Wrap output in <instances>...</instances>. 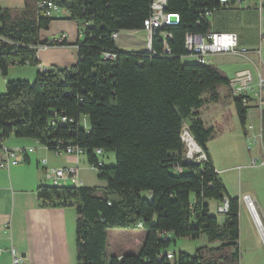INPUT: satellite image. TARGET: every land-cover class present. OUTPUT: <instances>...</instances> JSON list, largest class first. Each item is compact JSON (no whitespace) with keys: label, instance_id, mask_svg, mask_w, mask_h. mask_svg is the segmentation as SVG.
Segmentation results:
<instances>
[{"label":"trees","instance_id":"1","mask_svg":"<svg viewBox=\"0 0 264 264\" xmlns=\"http://www.w3.org/2000/svg\"><path fill=\"white\" fill-rule=\"evenodd\" d=\"M44 1L54 2L80 22L78 60L69 68L38 70L33 82L7 81L0 95V131L4 139L34 137L50 149L59 140L78 144L92 164L99 159L95 148L115 152L116 164L99 168L103 187L41 184L37 190L45 204L76 206L78 264H172L161 254L173 236L202 235L219 244L200 246L193 254L176 252L175 264H240V198L227 192L207 146L215 129L200 116L202 106L218 102V87L229 85L230 78L211 62L184 60L186 33L210 31L209 17L201 16L223 4L167 0L165 11L179 14V22L157 30L154 52L123 50L113 37L121 30H144L153 0H36L33 11L26 4L12 19L0 7L4 75L16 61L38 65V45L58 44L40 38L41 29L49 28L55 18L43 14L39 4ZM236 1L230 0L232 5ZM164 32L172 36L164 37ZM166 45L170 52L164 51ZM106 52L116 55L108 58ZM234 99L245 125L247 106L241 98ZM56 112L75 121L53 125ZM185 125L207 160L186 158ZM211 199H228L230 209L223 221L211 213ZM140 221L147 233L141 251L109 260L108 230L138 227Z\"/></svg>","mask_w":264,"mask_h":264},{"label":"crops","instance_id":"2","mask_svg":"<svg viewBox=\"0 0 264 264\" xmlns=\"http://www.w3.org/2000/svg\"><path fill=\"white\" fill-rule=\"evenodd\" d=\"M246 3L248 5L244 7H252L251 9H254L256 12L246 13L244 16L238 15L237 10L244 9L243 6L236 4L228 6L223 4V24L217 27H212L211 25L212 31L237 32L240 37V44L249 49L244 55L217 54L223 56L220 67L214 61V57L217 55L212 56L210 62L219 67L229 78L236 71L243 68H250L253 71L255 79L260 74L264 75V43L260 44V27L259 31L257 28L255 32L252 30L257 21V11L259 16L260 12L256 8V1L247 0ZM61 14L62 17H59L57 14L58 17L56 16L55 18L59 20L52 22L49 28L45 30L41 29L40 38L41 40H53L65 32L67 34V44L39 47L37 49L39 63L36 70L31 74L28 72L26 76L17 71L16 65L9 67L7 75H4L0 68V95L6 90L7 81L13 80V78H24L33 82L36 79L38 70L42 66L69 67L76 64L78 60L76 43L81 37L80 24L76 20L67 17V13L64 10ZM210 22L212 23L211 19ZM56 23L57 26L55 25ZM54 27L56 30L53 29ZM123 31L128 32L130 37L135 40V46L132 49H124L117 43L119 48L126 51L145 50V47H141L140 43H136V35L139 33L146 35L145 30H121L118 36ZM185 58L188 57L185 56L184 60ZM192 61L194 60L192 59ZM226 86L227 91L223 93V97L229 90V85ZM227 103V106L233 107L238 115L234 97L231 98V101L228 99ZM259 117L258 129L260 133L258 135L259 145H257V148H259L256 154L260 153L263 156L264 111H261L258 107L256 92L254 91L251 92L250 104L247 106L245 125H242L245 128L244 133L246 137H250V129H255L258 125ZM254 136L255 138L257 137V135ZM5 143L11 148L34 147V151L30 152L17 165L0 167V247L4 249L0 254V264H12V255L9 250L11 246L17 248L23 258L19 264H78L76 246V220L78 214L76 206L64 203L45 204L44 200L39 198L37 193L38 187L41 184H48L47 181H49L45 177L42 160L47 159L48 165L55 167L77 166L79 176L85 186L93 185L88 184V178L83 174V171L88 169L97 170L92 167L86 154L79 156L64 152L57 154L34 137H17L11 135L5 140ZM2 157L3 154L0 153V158ZM64 185H71V183L67 179L64 181ZM101 186H105V183ZM251 192L254 194V189H251ZM248 193L246 192L244 195ZM148 195L149 192H147ZM236 196L240 198V208L242 201L246 204L264 243V226L256 212V208L254 209V214L256 213V215H254L243 198L241 200V195ZM123 233L125 234L115 239L113 244H109L108 231L107 249L110 247L112 252L108 254L109 260L113 255L119 257L128 253H139L143 248L147 234L143 227H137L136 229L131 231L127 230ZM171 236L173 235L171 234ZM172 238L175 241L177 237L173 236ZM200 239H202V245L200 246H216L219 244L218 242H210L206 235H202ZM118 243L120 244L118 245Z\"/></svg>","mask_w":264,"mask_h":264},{"label":"rangeland","instance_id":"3","mask_svg":"<svg viewBox=\"0 0 264 264\" xmlns=\"http://www.w3.org/2000/svg\"><path fill=\"white\" fill-rule=\"evenodd\" d=\"M247 1V0H246ZM246 1L241 3V6H247ZM256 1V4L259 0ZM264 1V0H262ZM2 12L5 15H9L7 18L12 19L18 15H21L26 8V4H29L30 10L35 9L36 0H0ZM252 7H244L242 10H237L238 15H246V13H254ZM257 21L252 29L254 32L256 28L259 31L261 24L264 27V19L259 16L257 11ZM212 20V27H217L223 24V8L216 9L210 16ZM59 19L54 18L52 22ZM79 24L80 22L77 21ZM57 26V23L55 24ZM50 26V25H49ZM47 28H42L45 30ZM54 30L55 27L53 28ZM147 35V33H146ZM144 33L136 35V43H140L141 47L147 49V37ZM117 43L124 49H132L135 46V40H133L129 33L123 31L118 36ZM264 51V50H263ZM212 58V57H211ZM186 61H192V58H185ZM223 56L217 55L214 57L215 63H222ZM37 65H16L17 71L27 75L29 72H35ZM29 75V74H28ZM17 79V78H13ZM24 79V78H21ZM221 97L218 102L207 103L200 108L201 117L207 126H213L215 131L213 137L208 141L207 146L212 157V160L219 170V173L227 187V192L231 196L241 195V200L244 193L249 192L251 198L254 201V207L258 216L262 220L264 226V164L261 163L264 160V154L258 153L257 145H259V122L255 129H250V137L245 136V128L242 126L240 119L236 111L227 106L228 99L231 101L232 97H235L232 90L229 87L227 94L223 97V93H226L227 86L220 85L218 87ZM206 95V94H205ZM249 106V105H248ZM258 130V131H257ZM254 135H257L255 138ZM187 142V141H186ZM106 166H112L116 164V154L113 151H105L103 155L99 156ZM255 161V162H254ZM83 174L88 178V184L93 186L103 187L104 180L98 176V172L95 170H84ZM50 184L49 181H47ZM254 189L255 193L251 192ZM145 195L147 192H143ZM248 193V194H249ZM256 195V196H255ZM257 202H256V201ZM221 202L211 199L209 201L210 210L212 214H216L221 221L224 219V215L217 211V206ZM240 249L241 259L240 264H264V243L258 228L255 226L251 214L242 201L240 208ZM137 227L130 228H110L109 231V244H113L115 239L120 238L124 235L127 230H133ZM264 235V234H263ZM120 243H118L119 245ZM202 245V239H193L190 237L176 238L175 241L171 242L168 247V251L179 252L185 251L187 253H195L197 247ZM122 247V245H121ZM111 248L108 247L107 254H111Z\"/></svg>","mask_w":264,"mask_h":264},{"label":"built area","instance_id":"4","mask_svg":"<svg viewBox=\"0 0 264 264\" xmlns=\"http://www.w3.org/2000/svg\"><path fill=\"white\" fill-rule=\"evenodd\" d=\"M246 1V0H244ZM241 0H237L236 5L240 6L242 2ZM220 2L224 5L231 6L230 0H220ZM167 5V0H153L151 5L152 12L145 19L144 22V30L147 33V41L148 51L154 52L152 48V39L156 34L159 28L164 27L167 24H175L179 22V14L177 13H169L165 11V7ZM39 6L43 10V14L48 17H56L57 14L59 17H62L63 9L59 7L52 1H44L39 4ZM256 8L260 12V17L264 19V4L262 0L256 4ZM213 10H206L202 14V18H210ZM57 16V17H58ZM119 33H115L113 37L118 39ZM164 37H171L172 34L169 32H164ZM260 44L264 43V27L261 24L259 31ZM64 40H67V34L65 32L61 33L57 38L53 39L58 44H62ZM52 44H41L38 45L37 49L41 46H48ZM185 49L186 56L191 57L194 61L198 63H209L211 57L217 54H238L244 55L249 49L246 46L240 44L239 34L235 31H189L185 35ZM165 52H170L169 47L166 45ZM114 52H106L105 56L108 58L115 57ZM38 58V54H37ZM18 65V61L16 64ZM26 65H30V61L27 60ZM54 66H42L40 68L41 71H47ZM70 67V66H69ZM68 67V68H69ZM229 87L232 90V93L235 97H239L242 99L243 104L248 106L250 104L251 92H256V100L257 105L261 111H264V75H259L257 79H255L253 71L250 68H243L235 72V74L230 78ZM56 117L53 119L52 124L56 125L57 123H67L74 122L75 118L68 117L65 114H60L56 112ZM84 126L86 127L87 119H83ZM191 135L188 126L185 125L183 128L182 138L185 141L188 149L186 152V158L190 161H198L207 160L206 154L203 152L202 148L197 143V149L193 150L190 144L189 139L187 138ZM4 138L1 136L0 131V153L3 154V157L0 158V167H9L10 165H17L21 161H23L30 152L34 151V147H20V148H11L6 145ZM195 140V139H194ZM187 141V142H186ZM47 148L50 147L47 144H44ZM55 153H71L76 154L77 156L86 154L85 148L79 146L78 144H65L63 140H59L58 144L55 148L51 149ZM94 154L96 156H101L104 154V150L101 147H97L94 149ZM255 162V161H254ZM44 166L45 177L49 180L50 184L53 186H64V181L69 180L71 185L73 186H84L83 180L79 176V169L77 166H68V167H55L48 165L47 159L42 160ZM264 164V160L261 161ZM104 162L101 159L95 164H92V167L99 171V168L103 166ZM218 171V170H217ZM243 200L247 203L250 211L254 213V201L249 194H245L243 196ZM229 201L225 199L217 206V211L221 214H226L229 212ZM138 227H143V222L140 221L138 223ZM162 235L170 236L169 233L163 232ZM3 248L0 247V254L3 252ZM12 255V264H19L22 262L23 258L20 252L14 246H11L9 249ZM167 255V257L171 260L172 264H175L176 254L171 251H166L161 254ZM123 255L119 256V259H122Z\"/></svg>","mask_w":264,"mask_h":264},{"label":"bare ground","instance_id":"5","mask_svg":"<svg viewBox=\"0 0 264 264\" xmlns=\"http://www.w3.org/2000/svg\"><path fill=\"white\" fill-rule=\"evenodd\" d=\"M187 138H188L189 141H190V144H191V146H192V149H193V150L197 149V143L195 142V140H194L193 138H191L190 136H188ZM253 214H254V213H253ZM254 215H256V213H255ZM255 217H256V216H255ZM258 224H259V222H258Z\"/></svg>","mask_w":264,"mask_h":264},{"label":"water","instance_id":"6","mask_svg":"<svg viewBox=\"0 0 264 264\" xmlns=\"http://www.w3.org/2000/svg\"><path fill=\"white\" fill-rule=\"evenodd\" d=\"M145 51H148V49H146Z\"/></svg>","mask_w":264,"mask_h":264}]
</instances>
